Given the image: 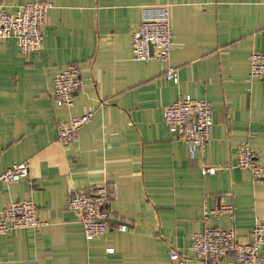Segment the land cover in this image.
<instances>
[{
  "label": "crops",
  "instance_id": "obj_1",
  "mask_svg": "<svg viewBox=\"0 0 264 264\" xmlns=\"http://www.w3.org/2000/svg\"><path fill=\"white\" fill-rule=\"evenodd\" d=\"M0 1L11 13L30 2L53 6L40 51L0 39V172L29 165L27 179L0 183V212L32 201L48 222L0 236V264H171L173 252L192 256L191 238L206 227L250 242L264 218V180L237 168L236 153L249 143L264 163V82L249 76L251 55L264 52V0ZM164 6L178 85L161 62L133 60L143 10ZM71 64L82 70L83 88L74 108L57 107L54 79ZM180 96L213 108V142L194 160L164 122ZM90 109L93 120L65 148L58 124ZM205 167L218 171L204 175ZM97 185L116 195L109 231L87 242L67 203L75 190ZM228 205L233 216L205 219L206 210Z\"/></svg>",
  "mask_w": 264,
  "mask_h": 264
},
{
  "label": "built area",
  "instance_id": "obj_2",
  "mask_svg": "<svg viewBox=\"0 0 264 264\" xmlns=\"http://www.w3.org/2000/svg\"><path fill=\"white\" fill-rule=\"evenodd\" d=\"M52 4L30 2L9 12L0 1V39H14L25 52L42 49L44 26ZM175 50L174 31L168 6L145 8L137 31L132 34V54L136 62L147 63L157 60L166 65L165 79L179 84V70L171 64ZM250 79L264 82V52H254L250 57ZM83 88L82 70L71 64L54 79L53 98L57 107L72 109L74 96ZM96 114L90 109L81 117H72L57 126V139L65 148L77 142L82 128L91 122ZM164 122L171 134L183 141L190 159L194 160L213 142L214 119L212 104L205 99L180 96L176 102L164 109ZM3 149L0 146V160ZM237 168L247 171L255 180H264V163L258 159L249 143L242 144L236 153ZM218 168H203L204 175H213ZM29 177V165L20 164L0 172V183H18ZM115 191L106 185H97L86 191H74L67 203V209L74 212L83 228L85 240L92 242L104 237L110 229L111 212L108 206L115 199ZM234 206H217L206 210L205 219H218L222 214L234 215ZM48 222L39 218L37 207L32 201H16L0 212V236L13 231H39ZM121 232L127 226L119 227ZM191 257L179 252L170 256L171 264H218L227 260L229 264H264V218L255 221L250 242L243 244L234 231L220 227H206L191 238Z\"/></svg>",
  "mask_w": 264,
  "mask_h": 264
},
{
  "label": "water",
  "instance_id": "obj_3",
  "mask_svg": "<svg viewBox=\"0 0 264 264\" xmlns=\"http://www.w3.org/2000/svg\"><path fill=\"white\" fill-rule=\"evenodd\" d=\"M111 220H109V222H110Z\"/></svg>",
  "mask_w": 264,
  "mask_h": 264
}]
</instances>
